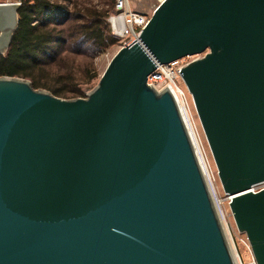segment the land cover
Listing matches in <instances>:
<instances>
[{
	"label": "water",
	"instance_id": "1",
	"mask_svg": "<svg viewBox=\"0 0 264 264\" xmlns=\"http://www.w3.org/2000/svg\"><path fill=\"white\" fill-rule=\"evenodd\" d=\"M18 4L0 2V53ZM196 53L180 77L264 264V0H160L84 96L0 75V264H235L181 112L147 82Z\"/></svg>",
	"mask_w": 264,
	"mask_h": 264
},
{
	"label": "trees",
	"instance_id": "2",
	"mask_svg": "<svg viewBox=\"0 0 264 264\" xmlns=\"http://www.w3.org/2000/svg\"><path fill=\"white\" fill-rule=\"evenodd\" d=\"M18 1L17 25L8 47L0 53V75L27 77L33 86H44L53 94L84 96L81 83L99 75L86 63L83 69L76 66L84 77L74 78V60L67 61L74 56L92 59L117 42L106 20L114 0H100L101 7L89 0Z\"/></svg>",
	"mask_w": 264,
	"mask_h": 264
},
{
	"label": "built area",
	"instance_id": "3",
	"mask_svg": "<svg viewBox=\"0 0 264 264\" xmlns=\"http://www.w3.org/2000/svg\"><path fill=\"white\" fill-rule=\"evenodd\" d=\"M0 2H14L16 4L19 3V1H15V0H0ZM115 5L117 8L121 9V11L119 13L124 14V19H123L122 23L120 24V22L118 21L117 18L114 19V17H116L119 13H114V14L109 15L108 21L110 23L111 32L113 34L119 36V37H123L122 44H120V46H121V45L131 43L134 39H136L138 37L139 31H140L141 27L146 23L148 16H145L143 14H139V13L129 9L127 0H116ZM126 37H128V38L124 39ZM201 55H202V53L184 55L180 58H177V59L170 61V62H167V63H158L156 65L155 69L151 73L148 74L147 82L149 84H151L156 90H161L165 87L168 88V90L171 92V94H172V96H173V98H174V100H175V102H176V104L180 110V107H179L178 101H177V94L182 96L186 101L188 100V97H190V96H189V93L187 92V90L185 89L184 85L181 86L180 84H178V82L176 80L178 77L180 79V81L182 82L181 77H180V72L178 69H179V67L186 64L189 60L196 58V57H199ZM182 84H183V82H182ZM180 112H181V110H180ZM181 115H182V113H181ZM205 176H206L208 187L210 189V193H211V196H212L215 208H216L217 215L219 217V220L222 224L223 229H224V226H223L222 221L224 222V225L227 228L229 238H230L233 246L236 248L235 240H234V237H236L237 241L239 240L245 248H248L249 252L251 254L249 243H248V240H247L245 234L238 231L236 227H234V229H232L230 227V225H229V215H231L230 210L223 207V198H221L219 196L216 188L214 187L212 181L208 178V176L206 174H205ZM262 186H264V182L256 184L254 189H258ZM223 193H224V198H225L227 205H228L230 195L228 193H225L224 191H223ZM225 215H226L228 221L224 220ZM249 264H256L252 254H251V259L249 261Z\"/></svg>",
	"mask_w": 264,
	"mask_h": 264
},
{
	"label": "rangeland",
	"instance_id": "4",
	"mask_svg": "<svg viewBox=\"0 0 264 264\" xmlns=\"http://www.w3.org/2000/svg\"><path fill=\"white\" fill-rule=\"evenodd\" d=\"M15 1H18V0H15ZM159 1L160 0H127L129 9H131V10H133V11L139 13V14H143L145 16H149L150 15V13L152 12L153 8L156 6V4ZM89 2L93 3L95 6H98V7L103 6V4H102V2L100 0H89ZM115 3H116V0H114L113 10L110 11L108 13V15L106 16V20L108 22L109 28H110V23L108 21L109 15L110 14H114V13H119L121 11V9L116 7ZM67 5L71 6L72 2L71 1L67 2ZM104 6L107 7V4H105ZM66 21H69V20H65L64 22H66ZM110 31H111V28H110ZM117 37H118L117 38L118 40H117L116 43L106 47L103 51H101L100 53L96 54L92 59H88V57H85V56H74V59L68 58V61H67L68 64H70L71 60H74L73 63L75 64V68H74L73 77L74 78H76V77H79V78L84 77L85 74H83V71L78 70V68L83 69L85 67L84 65L86 63L91 64V66H90L92 68L91 71H96L98 73V75H100L101 72L103 71L106 63L110 59V57L118 49V47H120V44H122L123 37H119V36H117ZM127 38L128 37H126L124 39H127ZM76 66H78V68ZM47 75L50 77L51 73H48ZM13 76H19V75H13ZM19 77L28 79L27 77H24V76H19ZM97 80H98V77L96 76L95 78H93L89 82L81 83L82 90L86 93L97 82ZM176 80H177L178 84H180L181 86L183 85L178 77H177ZM34 87L35 88H42V89L49 90L48 88H46L44 86H41V85L40 86H34ZM55 95H57V94H55ZM57 96L64 97V98H69V97H65V96H61V95H57ZM188 101H189L188 104H190L189 105V109H190L192 118H193V120L195 122V126L197 128V132H198V135L200 137V141H201L202 146L204 148V153H205L206 158H207V163H208L209 169L213 172V175H214L213 184L215 185V188H216L219 196L221 198H223V207L229 210L227 202H226V200L224 198L223 190L221 188L220 182H219L218 177H217V173H216V168H215L214 162L212 160L208 145L206 143L202 128L200 126L198 117H197V115L195 113V110L193 108V105H192L190 97H188ZM229 225H230V227L232 229H234V227H236L235 224H234L232 215H229ZM234 240H235L237 253L239 254V257L241 259L242 264H249V261L251 259V254L249 252V249L245 248L241 244V242L239 240L237 241L236 237H234Z\"/></svg>",
	"mask_w": 264,
	"mask_h": 264
},
{
	"label": "bare ground",
	"instance_id": "5",
	"mask_svg": "<svg viewBox=\"0 0 264 264\" xmlns=\"http://www.w3.org/2000/svg\"><path fill=\"white\" fill-rule=\"evenodd\" d=\"M115 18H117L118 21L121 24L123 19H124V14L123 13H119L116 17H114V19ZM177 101H178V105L180 107V110H181V113H182V116H183V119H184V123H185L186 128H187V130L189 132L191 141H192V143L194 145L196 154L198 156L200 165H201L204 173L208 176V178L213 183V181H214V177L213 176L214 175H213V172L209 169V166H208V163H207V158H206V155L204 153V148H203L202 143L200 141V137L198 135L197 128L195 126V122H194V120L192 118V115H191V112H190V109H189V105H190V104H188L189 101L188 100L186 101L182 96H180L178 94H177ZM214 187H215V185H214ZM224 220L228 221L226 215H225ZM222 223H223L224 232H225V234H226V236L228 238L229 244L234 250L233 254H234V257H235V264H242L241 259L239 257V254L237 253V249L233 246V244H232V242H231V240L229 238V234H228L227 228L224 225L223 221H222Z\"/></svg>",
	"mask_w": 264,
	"mask_h": 264
}]
</instances>
